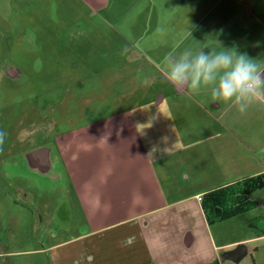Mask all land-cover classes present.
Instances as JSON below:
<instances>
[{
  "label": "crops",
  "instance_id": "1",
  "mask_svg": "<svg viewBox=\"0 0 264 264\" xmlns=\"http://www.w3.org/2000/svg\"><path fill=\"white\" fill-rule=\"evenodd\" d=\"M75 1L114 27L117 62L105 72L116 87L125 73L153 82L147 96L117 99L97 118L58 116L55 134L17 133L26 166L68 184L70 219L57 213L56 234L73 235L57 236L52 264H264L262 217L209 225L201 204L264 174V105L240 115L210 89L181 95L160 76L165 56L186 48H236L264 64V0Z\"/></svg>",
  "mask_w": 264,
  "mask_h": 264
},
{
  "label": "rangeland",
  "instance_id": "2",
  "mask_svg": "<svg viewBox=\"0 0 264 264\" xmlns=\"http://www.w3.org/2000/svg\"><path fill=\"white\" fill-rule=\"evenodd\" d=\"M76 2L0 0V264H52L57 236L73 235L56 234L57 213L70 219L67 181L26 166L13 145L18 130L31 132V141L61 131L58 116L97 118L101 109L120 107L117 99L147 96L144 72L125 73L122 89L116 87L115 73L105 72L117 62L114 27ZM10 150L13 159L4 160ZM252 199L260 206L250 216L264 224V188Z\"/></svg>",
  "mask_w": 264,
  "mask_h": 264
},
{
  "label": "clouds",
  "instance_id": "3",
  "mask_svg": "<svg viewBox=\"0 0 264 264\" xmlns=\"http://www.w3.org/2000/svg\"><path fill=\"white\" fill-rule=\"evenodd\" d=\"M164 65L160 70L163 80L181 95L210 89L214 101L230 104L240 115L254 104L264 105V64L236 48L207 52L186 48L166 55ZM152 82L151 77L143 80L145 85Z\"/></svg>",
  "mask_w": 264,
  "mask_h": 264
},
{
  "label": "trees",
  "instance_id": "4",
  "mask_svg": "<svg viewBox=\"0 0 264 264\" xmlns=\"http://www.w3.org/2000/svg\"><path fill=\"white\" fill-rule=\"evenodd\" d=\"M264 188V174L243 179L203 195L201 204L209 225L239 217L258 206L251 195Z\"/></svg>",
  "mask_w": 264,
  "mask_h": 264
},
{
  "label": "flooded vegetation",
  "instance_id": "5",
  "mask_svg": "<svg viewBox=\"0 0 264 264\" xmlns=\"http://www.w3.org/2000/svg\"><path fill=\"white\" fill-rule=\"evenodd\" d=\"M23 130H18V132L17 133H19V132H22Z\"/></svg>",
  "mask_w": 264,
  "mask_h": 264
}]
</instances>
